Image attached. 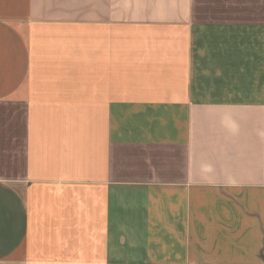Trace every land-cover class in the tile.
I'll use <instances>...</instances> for the list:
<instances>
[{"label":"crops","instance_id":"crops-1","mask_svg":"<svg viewBox=\"0 0 264 264\" xmlns=\"http://www.w3.org/2000/svg\"><path fill=\"white\" fill-rule=\"evenodd\" d=\"M0 264H264V0H0Z\"/></svg>","mask_w":264,"mask_h":264}]
</instances>
